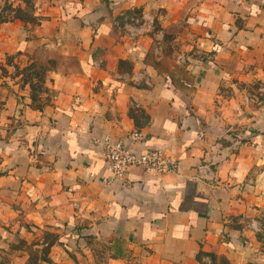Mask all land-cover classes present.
I'll return each mask as SVG.
<instances>
[{
  "label": "crops",
  "instance_id": "1",
  "mask_svg": "<svg viewBox=\"0 0 264 264\" xmlns=\"http://www.w3.org/2000/svg\"><path fill=\"white\" fill-rule=\"evenodd\" d=\"M261 88L264 0H0V232L51 234L38 264L264 261ZM105 137L179 168L105 184Z\"/></svg>",
  "mask_w": 264,
  "mask_h": 264
},
{
  "label": "built area",
  "instance_id": "2",
  "mask_svg": "<svg viewBox=\"0 0 264 264\" xmlns=\"http://www.w3.org/2000/svg\"><path fill=\"white\" fill-rule=\"evenodd\" d=\"M114 26L122 32L129 42H137L144 38L152 30V20L147 14H122L115 20ZM264 92V88H261ZM248 102V99H246ZM144 136L141 132H132L128 139L133 143H140ZM106 169L109 176L103 183L109 184L113 181L125 178L131 168L140 167L154 176L174 173L179 168V163L168 155L163 148L148 147L139 150L129 146L123 140H113L110 137L103 139ZM264 217V214H261ZM251 229L259 230L257 221L251 222ZM206 261L211 263L209 258Z\"/></svg>",
  "mask_w": 264,
  "mask_h": 264
},
{
  "label": "rangeland",
  "instance_id": "3",
  "mask_svg": "<svg viewBox=\"0 0 264 264\" xmlns=\"http://www.w3.org/2000/svg\"><path fill=\"white\" fill-rule=\"evenodd\" d=\"M255 221L259 225V230H252L253 236L260 243L261 250L258 251L259 254L264 256V217L259 216ZM40 231H36L34 236L29 239L21 237L14 239L8 238L5 234L6 232H0V264H38L39 259L41 261H47L45 260L48 256L46 245L40 242L45 240L51 243L53 236L48 232L43 233V230ZM27 257H29L28 262H25ZM79 260L81 261L82 258ZM81 263L86 264L84 260ZM95 264H105V261H98ZM258 264H264V261L261 260Z\"/></svg>",
  "mask_w": 264,
  "mask_h": 264
},
{
  "label": "trees",
  "instance_id": "4",
  "mask_svg": "<svg viewBox=\"0 0 264 264\" xmlns=\"http://www.w3.org/2000/svg\"><path fill=\"white\" fill-rule=\"evenodd\" d=\"M51 245H52V242H51V243H47V245H46V252L49 253V249H50ZM43 259H44V258H43ZM45 260L48 261V256L45 258Z\"/></svg>",
  "mask_w": 264,
  "mask_h": 264
}]
</instances>
